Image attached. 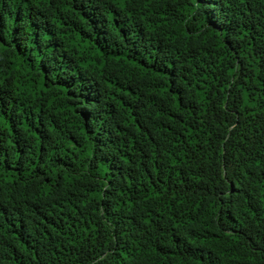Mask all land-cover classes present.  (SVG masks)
Masks as SVG:
<instances>
[{"label": "trees", "instance_id": "obj_1", "mask_svg": "<svg viewBox=\"0 0 264 264\" xmlns=\"http://www.w3.org/2000/svg\"><path fill=\"white\" fill-rule=\"evenodd\" d=\"M0 264H264V0H0Z\"/></svg>", "mask_w": 264, "mask_h": 264}]
</instances>
